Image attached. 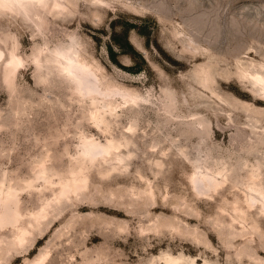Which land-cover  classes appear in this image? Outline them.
<instances>
[{
	"label": "rangeland",
	"instance_id": "rangeland-1",
	"mask_svg": "<svg viewBox=\"0 0 264 264\" xmlns=\"http://www.w3.org/2000/svg\"><path fill=\"white\" fill-rule=\"evenodd\" d=\"M55 1L0 6V264H264V0ZM62 53L111 95L80 93ZM85 138L123 160L82 163ZM207 169L226 179L198 191Z\"/></svg>",
	"mask_w": 264,
	"mask_h": 264
},
{
	"label": "bare ground",
	"instance_id": "bare-ground-1",
	"mask_svg": "<svg viewBox=\"0 0 264 264\" xmlns=\"http://www.w3.org/2000/svg\"><path fill=\"white\" fill-rule=\"evenodd\" d=\"M19 1L39 3V4H42L41 6H45L48 0H0V6H2L4 8L13 9L14 8L13 4L15 2H19ZM46 6H48V4ZM54 7H56V8L61 7L62 8V4H60L56 0ZM61 55H62V57H64L66 59V63L63 64V66H62L63 70L65 71L67 76L70 77L76 83V85L78 87V91L80 93L84 94L85 96L86 95L89 96L92 99L93 104L97 105L99 100H101V99H99L100 97H103V99H107L111 95V93L113 92V89L104 88L103 83H102V79L98 76L99 74L96 71L97 68L95 69V67L90 62L86 61L83 58H75L74 55H71L70 53H67V54L62 53ZM254 78L256 79V81L258 83H260L263 86L262 88L264 89V77H262L260 75H256ZM114 91H115V89H114ZM116 92H118V90ZM121 93L126 98V100L132 99L134 101V97L131 96V93L129 91H121ZM103 101H104L103 102L104 106L109 109L111 115H115L116 107L113 106L111 101L110 100H108V101L103 100ZM105 113H106L105 109H101L99 106H96V110L93 112V116H94V118H96L101 123H104L106 125V127H108L110 125L109 124L110 121H108L107 117L105 116ZM120 145L121 144H119V143L118 144L115 143L114 140L110 141L108 144H102L100 142H97L95 138H85L83 149H82V155H83L84 161L82 163H84L86 159L94 162L95 160H97V157L99 155H101V156L103 155L102 157H106L110 154H114L116 160H123V155L121 153H116V152L114 153V151H116L117 149L120 148ZM96 149H99V150L97 151ZM85 157H86V159H85ZM207 170H209V169H207ZM217 179L214 176V174L212 173V171H210L209 173H207V172L206 173H197L196 172L192 175V181L194 184L193 186H195L198 191L204 190L206 192V190H209V189L211 190V188L215 187L217 183H222L221 181L225 180L226 177L223 176V179L221 181H219V179L218 180ZM80 181H81V177L77 176L74 183H68V184L63 185V187L61 189V193L66 194L67 191L70 190L71 188H78L79 187L78 184ZM221 185H223V184H221ZM207 193H208V191H207ZM259 194L262 197L261 202H262V206L264 207V191L259 189ZM11 198H12L11 195L6 196V199L3 201L6 209L5 210L0 209V223H2L3 218L6 217V213H5L6 210H9V208H10L7 204V200H9V199L11 200ZM0 201H1V198H0ZM255 201H257V199H255ZM258 202H260V201H258ZM16 209H14V210L12 209L13 211L11 210L14 213V215L16 214L14 216L15 218L18 217V211ZM46 209L47 208L44 207V209L38 213L37 217L45 216ZM36 219L38 221L40 220V218H36ZM27 234H28V231L25 229L21 233V235L19 236V243L23 244L24 240L26 239ZM46 256H47L46 254H42L32 264H43V260L45 259ZM165 258H166L165 264H183L182 261L177 259V258H173L171 256H166ZM188 264H193V262L188 263Z\"/></svg>",
	"mask_w": 264,
	"mask_h": 264
},
{
	"label": "trees",
	"instance_id": "trees-1",
	"mask_svg": "<svg viewBox=\"0 0 264 264\" xmlns=\"http://www.w3.org/2000/svg\"><path fill=\"white\" fill-rule=\"evenodd\" d=\"M137 25L133 24V23H130V24H127V27L125 29V33H124V38H125V41H121V37H119L118 35H115L114 39H115V43L118 44L123 52H126V53H129L131 54L132 57H134V55H139V53L134 49L133 45L129 42V40L127 39V31L131 28H134L136 27ZM118 36V37H117ZM109 54H110V57L111 59L116 62L117 64L120 65L118 59H117V52L116 50L114 49L113 46H110L109 47ZM141 57V55H140ZM144 60V59H143ZM127 68V67H126ZM142 67H138L136 69V72H139L141 71Z\"/></svg>",
	"mask_w": 264,
	"mask_h": 264
}]
</instances>
